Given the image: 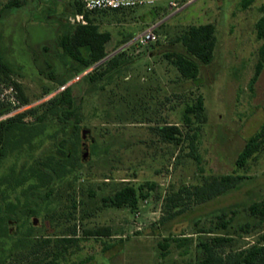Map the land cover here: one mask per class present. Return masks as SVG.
<instances>
[{"label":"rangeland","instance_id":"rangeland-1","mask_svg":"<svg viewBox=\"0 0 264 264\" xmlns=\"http://www.w3.org/2000/svg\"><path fill=\"white\" fill-rule=\"evenodd\" d=\"M9 1L0 0V56L9 67L8 74L0 68V106H9L0 120L14 116L20 107L46 101L61 90L60 81L66 78L64 85H72L83 104L81 131L90 130L81 142V153L88 147L89 155L78 173L76 219L66 223L76 225L78 242L61 264L193 263L199 256L197 241L210 237L200 230L211 228L231 237L225 250L247 248L258 240L264 223L251 214L249 206L264 198V143L244 168L239 169L236 160L246 140L264 125V60L250 87L262 57L264 37H259L256 24L264 15V0H252L247 6L245 0H195L176 12L169 9L167 0H161L155 6L96 12L93 18L100 29L112 33L106 46L109 55L125 50L126 62L104 90L88 93L89 85L82 80L86 70L71 75L58 45L62 20L71 15L73 0H20V6L5 8ZM154 11L158 12L155 17ZM205 23L216 28L215 56L201 66L196 80L187 79L165 54L177 49V38L190 25ZM153 24L158 40L136 42ZM9 86L16 89V106L2 96ZM198 96H203L206 106L203 122L187 113ZM187 115L198 128L200 165L176 158L179 148L164 141L157 129L177 123L186 131L190 128ZM7 165L0 166V174ZM234 172L247 178L239 187L206 202L197 203L180 191L184 185L192 190L212 175ZM151 183L156 184L154 189ZM126 185L146 187L136 206L105 205V197ZM179 209L183 210L179 215L162 221ZM26 213L7 218L11 241L31 222L39 242L62 229L53 226L45 212ZM222 217L230 221L227 228L219 223ZM246 222L251 225L249 232L241 227ZM97 228H110L111 235L85 233ZM172 234L194 240L183 246L172 241L170 253L163 256L160 243ZM22 250L16 249L0 264H29L32 256Z\"/></svg>","mask_w":264,"mask_h":264},{"label":"trees","instance_id":"trees-1","mask_svg":"<svg viewBox=\"0 0 264 264\" xmlns=\"http://www.w3.org/2000/svg\"><path fill=\"white\" fill-rule=\"evenodd\" d=\"M251 1L245 0L244 6ZM20 4V0H10L5 8L18 7ZM100 11L120 10L89 11L80 0H73L71 15L62 20V31L58 38L60 56L71 75L87 70L103 60L82 77L89 85L87 93L104 90L106 84L112 83L115 77L122 73L121 68L126 62L125 50L108 57L106 46L112 39V33L102 31L93 18V15ZM157 13L154 11V17L158 15ZM78 15H83L86 23L77 21ZM256 25L259 37L263 38V16ZM126 41L128 40L123 42ZM177 42L179 43L177 49L165 55L176 65L183 77L196 80L201 66L210 64L214 59L217 44L215 25L213 23L190 25L177 38ZM261 55L250 87L257 81L263 67L264 44ZM0 68L8 74L9 67L1 56ZM67 82L68 79L63 78L60 85ZM16 87L22 94L20 86L16 84ZM23 101L27 103L28 100L23 98ZM8 109V105H1L0 114ZM187 113L193 114L199 122L206 121L203 96H198L197 103L189 107ZM83 120V104L78 102L72 85H68L37 106L26 107L16 112L14 116L0 120V166L9 162L6 170L0 174V263L13 251L22 248L23 253L28 251L29 257L32 256L29 264H61L70 247L78 242L76 225L66 223L76 219L78 209L76 193L78 173L83 164L81 153ZM186 122L190 125L186 131L177 123L163 124L157 129L164 141L179 148L176 158L191 159L200 165L202 160L197 146L198 128L192 125L193 120L189 115ZM263 143L264 125L246 140L236 160L237 167L244 168ZM92 146H97V142L92 141ZM21 160L22 163L18 164ZM246 178V175L237 172L212 175L203 183L195 185L192 190L184 185L180 191L187 193L188 198H193L195 202L203 203L239 187ZM155 185L151 183L150 189H154ZM145 188L141 185L139 187L126 185L112 196L105 197V205L136 206L141 197L145 196ZM177 206L178 204H175V207ZM249 210L253 216L259 218L260 223H264V198L254 201ZM22 211L27 212L29 216L45 212L53 226L62 229L59 233L44 236L39 242L34 236L31 222V226L22 231L20 237L11 241L7 218H16ZM182 211L181 209L173 211L169 218L162 217V221L172 219ZM61 218L63 223L60 221ZM229 222L222 217L219 223L223 228H227ZM250 226L249 222L241 225L246 232L250 231ZM200 231L209 233L210 237L197 241L199 256L195 262L188 264H264V232L247 248L225 250L223 246L232 240L230 236L213 228ZM85 233L95 236L111 235L110 228L87 229ZM193 240L192 236L180 237L173 234L164 236V242L160 243L162 255L170 253L172 241L178 246H183ZM42 250L44 253L39 255Z\"/></svg>","mask_w":264,"mask_h":264},{"label":"built area","instance_id":"built-area-1","mask_svg":"<svg viewBox=\"0 0 264 264\" xmlns=\"http://www.w3.org/2000/svg\"><path fill=\"white\" fill-rule=\"evenodd\" d=\"M86 10L89 11H97V10H105V9H127L133 8L136 6H143V5H154L159 0H80ZM195 0H167L169 4V9L171 11H178L185 5L190 4ZM78 21L82 23H86V20L83 15L77 16ZM136 42L140 43H147V42H156L158 40V34L156 33V25H151L147 27L141 34H139L135 38ZM67 85H63L61 90L65 89ZM16 89L13 86H9L4 90L2 96H6L7 102L12 105L16 106L19 102L15 97ZM26 107H20L19 110L15 111L18 112Z\"/></svg>","mask_w":264,"mask_h":264},{"label":"water","instance_id":"water-1","mask_svg":"<svg viewBox=\"0 0 264 264\" xmlns=\"http://www.w3.org/2000/svg\"><path fill=\"white\" fill-rule=\"evenodd\" d=\"M121 50V49H120ZM120 50H117L116 52H114L113 54L109 55L108 57L114 55L115 53H117L118 51ZM107 57V58H108ZM106 59V58H105ZM103 61V60H102ZM101 61V62H102ZM101 62L95 64L94 66L90 67L89 69H87L85 72L82 73V76H84L86 73H88L89 71L93 70L97 65H99ZM68 86V85H67ZM53 96V95H52ZM51 96V97H52ZM90 132L89 129H83L82 130V137L83 139L87 137L88 133ZM89 155V148L86 147V150L84 152H82V158L85 159L87 156ZM37 223V218L34 219V224Z\"/></svg>","mask_w":264,"mask_h":264},{"label":"crops","instance_id":"crops-1","mask_svg":"<svg viewBox=\"0 0 264 264\" xmlns=\"http://www.w3.org/2000/svg\"><path fill=\"white\" fill-rule=\"evenodd\" d=\"M159 1H161V0H159ZM185 6H186V5H185ZM185 6H184V7H185ZM263 6H264V5H263ZM184 7H182L180 10H182ZM263 10H264V9H263ZM178 11H179V10H178ZM263 14H264V13H263ZM263 17H264V15H263Z\"/></svg>","mask_w":264,"mask_h":264}]
</instances>
